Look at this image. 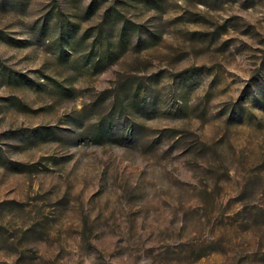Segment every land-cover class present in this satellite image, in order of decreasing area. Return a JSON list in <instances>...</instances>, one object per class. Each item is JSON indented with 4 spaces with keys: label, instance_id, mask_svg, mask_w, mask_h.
Masks as SVG:
<instances>
[{
    "label": "rangeland",
    "instance_id": "rangeland-1",
    "mask_svg": "<svg viewBox=\"0 0 264 264\" xmlns=\"http://www.w3.org/2000/svg\"><path fill=\"white\" fill-rule=\"evenodd\" d=\"M0 264H264V0H0Z\"/></svg>",
    "mask_w": 264,
    "mask_h": 264
},
{
    "label": "trees",
    "instance_id": "trees-1",
    "mask_svg": "<svg viewBox=\"0 0 264 264\" xmlns=\"http://www.w3.org/2000/svg\"><path fill=\"white\" fill-rule=\"evenodd\" d=\"M96 10V1H94L88 9V13L94 12ZM127 22L124 23L122 28L121 36L124 38L127 36L129 29L126 27ZM141 27L135 29L139 41L141 42ZM109 62L108 65L112 64L111 57L107 58ZM240 106V102L234 104V108H238ZM147 128L138 123H130L129 121H125L123 123L113 122L111 120H102L98 126L96 135L93 137V143L96 145L103 144H133L134 146H140L143 148H151L154 147V142H162V141H172L178 140L180 131L176 129H163L158 132V139L154 142H149L145 140L148 135Z\"/></svg>",
    "mask_w": 264,
    "mask_h": 264
}]
</instances>
